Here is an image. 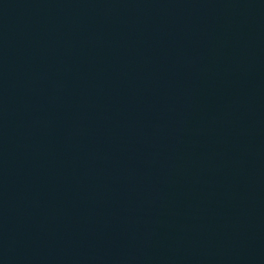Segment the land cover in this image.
Here are the masks:
<instances>
[{
  "label": "water",
  "instance_id": "water-1",
  "mask_svg": "<svg viewBox=\"0 0 264 264\" xmlns=\"http://www.w3.org/2000/svg\"><path fill=\"white\" fill-rule=\"evenodd\" d=\"M0 264H264V0H0Z\"/></svg>",
  "mask_w": 264,
  "mask_h": 264
}]
</instances>
